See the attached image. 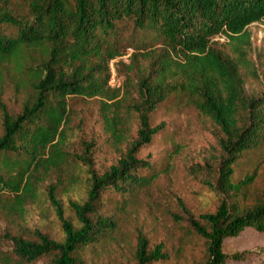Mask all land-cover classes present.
Here are the masks:
<instances>
[{
  "label": "trees",
  "instance_id": "obj_1",
  "mask_svg": "<svg viewBox=\"0 0 264 264\" xmlns=\"http://www.w3.org/2000/svg\"><path fill=\"white\" fill-rule=\"evenodd\" d=\"M255 22H264V0H0V78L12 63L17 86L28 92L20 112L3 111L0 206L9 202L21 209L37 200L40 182L67 161L69 97H102L112 141L126 146L104 173L85 156L86 197L70 201L75 221L50 186L63 237L38 232L29 240L8 234L13 244L0 253L2 264H87L81 250L119 227L115 217L101 212L106 194H134L159 175L149 158L138 157L163 129L152 125L153 114L181 105L210 117L224 134L217 182L226 199L215 212L201 215L204 223L188 215L194 231L207 240L205 264L249 258L250 251L228 253L225 243L247 229L264 232V201L249 208L237 201L254 176L233 179L241 156L264 146V93L248 95L240 71L248 64V27ZM225 45L231 53L222 49ZM128 47L137 54L122 84L113 87L111 65ZM134 120L137 136L129 140ZM161 248L150 250L148 239L140 236L137 264L162 259Z\"/></svg>",
  "mask_w": 264,
  "mask_h": 264
},
{
  "label": "rangeland",
  "instance_id": "obj_2",
  "mask_svg": "<svg viewBox=\"0 0 264 264\" xmlns=\"http://www.w3.org/2000/svg\"><path fill=\"white\" fill-rule=\"evenodd\" d=\"M248 30L251 34L248 64L240 65V71L246 93L260 96L264 93V22L252 23ZM217 40L226 42L224 37H217ZM222 49L231 53L230 46ZM133 54L137 51L128 47L123 56L113 60V87L122 84L124 74L131 68ZM138 57L147 63L144 57ZM119 60L122 62L117 70ZM133 76L136 81L137 71ZM17 83L13 64L5 65L0 78V135L4 108L18 113L28 98V92ZM101 100L100 96L68 98L67 161L60 168H52L40 182L37 200L27 201L21 209L10 207L9 202L0 206V253L12 249L13 242L8 234L36 240L40 232L61 239L60 220L49 199L50 186H54L66 215L75 221L70 201H83L86 197L88 166L83 160L85 156L100 173L117 163L126 146L114 145L105 126ZM158 124H163V129L154 137L153 144L138 154L139 158L150 159L158 177L150 186L131 195L121 196L112 191L106 194L101 212L115 217L119 227L108 239L81 250L80 257L85 263L137 264L138 240L145 236L150 250L162 244L163 258L150 264H205L207 240L194 231L188 215L204 223L201 215L215 212L226 199L217 182L224 154L221 145L224 134L210 117L189 105L159 108L152 116V125ZM137 129L138 123L134 120L130 124L129 140L136 138ZM249 175L254 176V181L237 198L242 208L264 201V146L248 151L236 164L235 181ZM225 250L230 254L250 251L249 258L235 264H264V232L247 229L238 238L227 239Z\"/></svg>",
  "mask_w": 264,
  "mask_h": 264
},
{
  "label": "built area",
  "instance_id": "obj_3",
  "mask_svg": "<svg viewBox=\"0 0 264 264\" xmlns=\"http://www.w3.org/2000/svg\"><path fill=\"white\" fill-rule=\"evenodd\" d=\"M112 81H114V78L112 79Z\"/></svg>",
  "mask_w": 264,
  "mask_h": 264
}]
</instances>
